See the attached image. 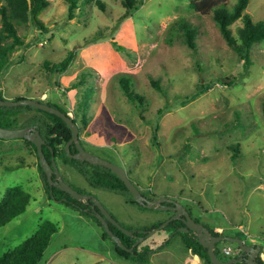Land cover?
<instances>
[{
    "label": "rangeland",
    "instance_id": "1",
    "mask_svg": "<svg viewBox=\"0 0 264 264\" xmlns=\"http://www.w3.org/2000/svg\"><path fill=\"white\" fill-rule=\"evenodd\" d=\"M137 1L141 5L119 22L123 0H80L76 9L49 0L40 14L43 27L29 22L19 28L24 44L0 75V98L56 104L77 118L84 149L123 166L149 196L179 201L214 232L242 234L247 244L258 240L262 258L264 42L253 46L245 68L212 15L197 13L190 0ZM246 12L255 22L264 20V0H249ZM182 20L196 30L193 46L178 25ZM240 26L241 20L231 26L234 34ZM70 52L74 59L63 72L49 70ZM36 116L42 115L24 111L17 123ZM56 163L69 185L95 196L126 228L148 233L173 214L130 205L122 195L90 186L75 166L60 158ZM13 186L31 199L0 228V254L51 221L58 230L41 264H207L164 227L137 244L154 250L148 261L119 256L96 222L49 196L32 146L0 139V203Z\"/></svg>",
    "mask_w": 264,
    "mask_h": 264
},
{
    "label": "trees",
    "instance_id": "2",
    "mask_svg": "<svg viewBox=\"0 0 264 264\" xmlns=\"http://www.w3.org/2000/svg\"><path fill=\"white\" fill-rule=\"evenodd\" d=\"M1 1L0 75L4 67L8 65V63H10L14 52L24 44V38L19 35V28L29 22H31L35 26L43 27L44 25L42 20L40 19V14L48 7L50 3L49 0ZM79 1L80 0H66L71 9H76L79 5ZM88 1L89 0H82L83 3H87ZM228 2L229 0H190L189 5L193 10L201 15H212L214 22L216 23L227 44L237 53L239 59L244 62V66L245 68H247L251 63L250 54L253 46L257 43L264 42V20L255 22L252 17L246 12L249 0H237V2L233 6H229ZM98 3L101 7H103L100 2ZM123 3L126 7V13L119 19V22L131 16L132 11L136 10L138 6L141 5V2L137 0H123ZM239 20L242 21V26L237 28L236 35L233 33L231 26ZM178 25L183 30L185 39L188 44H190V46H193V39L196 35L195 28L191 27V25L183 20L180 21ZM74 56L75 53L70 52L65 59L58 63L52 64V68H50L49 70L51 72L57 73L63 72L72 63ZM49 65L50 63L47 62V64L45 65L47 69L49 68ZM240 78H242V76ZM234 80L240 81L239 78H234ZM125 83L127 84L126 81H124V84ZM73 87L75 88V85H73ZM127 88V85H124V89L127 90ZM201 88L202 91H205L207 89L206 86L203 85H201ZM202 91L199 90L197 94L191 99H194L195 97L203 93ZM83 95V98H85L87 93H84ZM18 99L21 98H17L14 100ZM39 101L58 108L69 116L66 111L59 108L56 104L44 100ZM86 101L87 99L84 100V103ZM29 110H35L41 113L42 116H36L35 118H31L27 123L18 125V114ZM161 114L162 112L159 111V115ZM72 119L77 124V118L73 117ZM30 125L39 127L40 133L45 140V144L42 147L43 152L49 162L52 161V158H54L55 161L56 159L60 158L64 164L75 166L78 170V173L82 175L83 178L88 182V184L93 188L122 195L128 200V204L137 206L144 210H148L134 200L132 194L129 192L124 182L112 171L103 166L92 165L90 163L82 162L80 160H75L69 157V154L76 153L77 149L74 145H72L70 146L69 152L66 151L65 147L67 142L70 140L72 133L67 124L61 118L27 105L16 107L0 106L1 127L16 129L24 128ZM157 127L158 125L155 126L156 129L154 128V133L157 131ZM25 141L37 151V148L34 144H32L28 140ZM39 170L41 171L46 191L50 197L53 196L55 200L57 199L62 201L63 203L65 202L66 204H69L80 215L91 218L94 222H96L98 226L102 228L104 240H112L107 234L100 220L90 212L86 203L74 199L68 193L61 191L56 187H51L47 176L41 168L40 164ZM130 179L133 183L136 184V186H138L137 180H135L133 177H130ZM141 193L150 200L158 198L156 196H149L143 190H141ZM30 199L31 195L20 187H10L7 190L6 199L2 203H0V228L22 214L29 204ZM187 210L192 216L190 210L188 208ZM194 220L198 222V219L195 218ZM165 221H163L161 224H163ZM180 226H183L182 221L173 220L166 226H164V229L180 235L187 249H189L194 255L204 260V262H206L207 264H212L207 254V249L198 242V239L194 234L178 232V228ZM109 227L110 230L120 238L122 244L127 248H131L138 237L145 236L142 232L148 230V228L146 227H140L136 229L125 227L126 229L133 232V237H130L128 235H125L121 230H119L112 224H110ZM57 230L58 228L54 223H52L51 221H44L32 236H30L21 244L17 245L11 251L0 254V264H41L44 259V251L48 247L51 236L55 234ZM210 231L216 236L221 235L214 232L213 230ZM236 237L242 238V234H238L236 235ZM224 244L232 245L234 247L236 245L230 242H224ZM114 246L115 251L119 256L138 260L142 259L143 261H148V255H150V253L154 251L147 246H144L140 250L137 246H135L133 251L130 253L127 250L119 247L115 242ZM235 248L238 249L237 245ZM239 253L240 251L238 249V254ZM216 254L219 256L222 255L221 251L218 249H216ZM258 262L260 264H264V260L261 258L260 254L258 255ZM237 264H245V262Z\"/></svg>",
    "mask_w": 264,
    "mask_h": 264
},
{
    "label": "water",
    "instance_id": "3",
    "mask_svg": "<svg viewBox=\"0 0 264 264\" xmlns=\"http://www.w3.org/2000/svg\"><path fill=\"white\" fill-rule=\"evenodd\" d=\"M21 105L32 106L39 110L53 114L61 118L67 124V126L71 130L72 136L66 144V151L69 152L70 146L72 145H74L77 149L76 153L69 154L70 158L80 160L82 162H87L92 165L103 166L112 171L124 182L125 186L132 194L134 200L143 207L147 209L171 211L173 213L170 218H168L158 228L148 233L146 231H143L142 233L145 236L138 237L131 248L125 247L122 244L120 238L110 230L109 225H114L125 235H128L130 237H133V232L122 226L95 196L79 192L62 178V175L58 169L57 163L54 158H52V161L49 162L44 155L42 147L45 144V140L42 137L38 126H28L16 129L4 128L0 126V139H25L36 146L39 164L43 169L44 173L46 174L50 186L56 187L59 190L68 193L71 197L78 201L84 203L91 202L93 215L100 220L107 234L119 247L131 253L134 247L137 246L138 243L145 240V238L149 237L154 232L158 231L160 228H163L171 221L180 220L182 221L183 226H180L178 228V232L194 234L198 239V242L207 249V254L212 264H237L241 262H245V264H259V262L257 261V256L259 255L262 249L260 245H249L245 243L244 240L240 237L226 235L216 236L212 234L208 227L204 226L200 222L195 221L188 212V210L185 208V206L173 198L158 197L152 200L146 198L141 193L140 188L131 181L126 169L123 166L106 160L84 149L80 142L79 128L76 122L60 109L31 98H21L18 100H5L0 98V106L16 107ZM221 242H230L236 244L240 251L239 256L236 258L221 259L220 256L216 254V246Z\"/></svg>",
    "mask_w": 264,
    "mask_h": 264
},
{
    "label": "built area",
    "instance_id": "4",
    "mask_svg": "<svg viewBox=\"0 0 264 264\" xmlns=\"http://www.w3.org/2000/svg\"><path fill=\"white\" fill-rule=\"evenodd\" d=\"M222 256L226 258L235 257L238 254V249L232 245H225L221 250ZM262 259L264 260V255L262 254Z\"/></svg>",
    "mask_w": 264,
    "mask_h": 264
},
{
    "label": "flooded vegetation",
    "instance_id": "5",
    "mask_svg": "<svg viewBox=\"0 0 264 264\" xmlns=\"http://www.w3.org/2000/svg\"><path fill=\"white\" fill-rule=\"evenodd\" d=\"M30 126H34V125H30ZM26 127H28V126H26ZM62 175V174H61ZM62 178L64 179V177L62 176ZM87 205H88V209L90 210V212L93 214V209H92V204H91V202H89V203H86ZM217 246H218V244H217ZM217 246H216V249H217ZM254 246H256V245H254ZM234 247V246H233ZM240 254V253H239ZM239 254H237L238 256H239ZM261 254V253H260ZM236 255V256H237ZM236 256L235 257H230V258H236ZM237 256V257H238ZM224 257V256H223ZM224 259H227L226 257H224ZM257 261H258V256H257ZM260 264V263H259Z\"/></svg>",
    "mask_w": 264,
    "mask_h": 264
},
{
    "label": "crops",
    "instance_id": "6",
    "mask_svg": "<svg viewBox=\"0 0 264 264\" xmlns=\"http://www.w3.org/2000/svg\"><path fill=\"white\" fill-rule=\"evenodd\" d=\"M179 202V201H178ZM183 205V204H182ZM185 206V205H184ZM185 208L187 209V207L185 206ZM193 218V217H192ZM194 219V218H193ZM198 222H200V223H202L203 225H204V223L203 222H201V221H198ZM206 225V224H205ZM204 225V226H205ZM210 229V228H209ZM211 230V229H210ZM240 230H243V229H240ZM229 235V234H228ZM245 242V241H244ZM257 242V243H256ZM256 242H254L253 244H251V243H248L249 245H260V243H258V240L256 241ZM246 243V242H245Z\"/></svg>",
    "mask_w": 264,
    "mask_h": 264
},
{
    "label": "clouds",
    "instance_id": "7",
    "mask_svg": "<svg viewBox=\"0 0 264 264\" xmlns=\"http://www.w3.org/2000/svg\"><path fill=\"white\" fill-rule=\"evenodd\" d=\"M59 169V168H58Z\"/></svg>",
    "mask_w": 264,
    "mask_h": 264
}]
</instances>
